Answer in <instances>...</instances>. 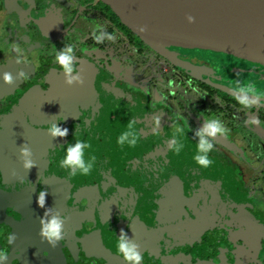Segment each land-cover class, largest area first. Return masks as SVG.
I'll list each match as a JSON object with an SVG mask.
<instances>
[{"label":"flooded vegetation","instance_id":"af4514ba","mask_svg":"<svg viewBox=\"0 0 264 264\" xmlns=\"http://www.w3.org/2000/svg\"><path fill=\"white\" fill-rule=\"evenodd\" d=\"M94 28L116 40L97 43ZM65 45L74 47L75 74L98 71L101 78H87L86 92L78 93L82 99L64 100L46 113L47 100H63V73L54 58ZM168 50L187 67L145 45L100 0H0V252L7 255L0 264H124L116 251L121 231L139 246L141 264H264V185L255 176L250 180L245 168L264 169V97L244 109L232 88L242 87L235 81L264 78V67L207 50ZM5 72H11L12 85L4 82ZM175 80L179 89L188 85L204 93L197 108L175 111L161 99L158 85L165 83L172 95ZM30 90L36 102L17 110ZM205 97L240 108L259 123L249 127L255 146L237 127L223 136L226 145L206 137L214 145L208 153L213 163L202 168L193 159L195 132L206 118L223 114L220 103L206 108ZM143 100L150 112L141 113ZM157 115L164 121L159 127ZM57 119L68 134L52 139L47 131ZM132 120L137 145H118ZM178 126L184 147L175 154L170 141ZM232 134L243 148L231 142ZM79 137L96 160L90 175L72 177L60 162ZM22 145L36 165L27 172ZM220 148L234 153L233 159ZM89 157L84 154L86 162ZM41 191L43 207L37 204ZM53 216L63 218L55 248L38 235L41 219L47 223Z\"/></svg>","mask_w":264,"mask_h":264},{"label":"water","instance_id":"95a60500","mask_svg":"<svg viewBox=\"0 0 264 264\" xmlns=\"http://www.w3.org/2000/svg\"><path fill=\"white\" fill-rule=\"evenodd\" d=\"M100 1L132 34L176 66L187 67L172 58L168 48L223 53L264 67V0ZM78 74L83 83L73 82L70 86L65 84L64 74L61 75L63 100L57 99L56 95L53 96L56 100H47L46 113L60 109L64 100L82 99L78 93L86 92L87 78L91 77V82L101 78L98 71L88 73L81 70ZM34 94L37 93L27 92L17 110L28 109L35 101ZM94 97L93 94L86 99L89 101ZM209 138L226 145L223 136ZM79 140L85 141L80 137ZM84 154L91 156L88 152Z\"/></svg>","mask_w":264,"mask_h":264},{"label":"clouds","instance_id":"9594fccd","mask_svg":"<svg viewBox=\"0 0 264 264\" xmlns=\"http://www.w3.org/2000/svg\"><path fill=\"white\" fill-rule=\"evenodd\" d=\"M99 27L101 26H97V28ZM93 33V39L97 43H103L105 40L109 42H114L116 40V36L114 34H109L105 31L100 34H96V28L93 29ZM74 58V47L72 45H65L59 52L56 53L54 58L55 63L59 65L62 73L64 74L65 84L69 86L72 85L73 82L77 84L83 83L81 76L79 74H75V65L73 64ZM24 75L25 74L18 72L19 78ZM3 79L6 84L12 85L14 83L11 72H5L3 74ZM232 88L233 92L236 93L234 98L244 109L251 108L256 100H260L264 97V92L260 91L254 83L245 82L242 87L232 85ZM154 120L156 126L159 127L161 116H155ZM250 123L258 124V117H253ZM135 124V120L127 123V130L124 131L117 139L118 145L123 146L125 143H127L128 147H135L137 145L139 136L135 130ZM228 131V128L224 126L220 119L208 118L205 119L202 127L196 130L195 136L199 137V140L196 145V155L193 159L199 167L206 168L213 163V161L209 158L208 153L212 151L214 145L209 141V139H206V137L215 138L217 136H226ZM47 132L51 134L52 139L64 138L68 134V129L62 128L59 125V120L57 119L55 123H50ZM183 136L184 129L179 126L176 127L173 139L170 141V149L173 153L179 154L183 149ZM90 147L91 145L88 142L76 139L74 144H70L66 147V155L60 162V167L69 169L72 177H75L78 174L84 176L90 175L96 160L94 155L90 156L87 162L84 159L85 150ZM31 154V150L28 147L23 145L20 147L22 164L26 172L36 167L35 162L30 159ZM72 169H75L76 171H71ZM45 194V191H41L38 194L37 204L39 207L44 206ZM48 211H51V209ZM40 223L41 228L38 235L43 241H46L51 247L55 248L57 246V242L63 238V218L58 219L56 216H53L47 223H45L43 219H41ZM13 237L14 236H11L9 238L10 243L14 240ZM116 251L122 257L124 264H141L143 257L140 254L139 246L134 243H128L124 231H121V236L117 241ZM6 259V253L0 252V260L6 261Z\"/></svg>","mask_w":264,"mask_h":264},{"label":"rangeland","instance_id":"374dc122","mask_svg":"<svg viewBox=\"0 0 264 264\" xmlns=\"http://www.w3.org/2000/svg\"><path fill=\"white\" fill-rule=\"evenodd\" d=\"M252 79L250 80H244V81H235L238 83V86H244L245 82H248V83H254L257 88L264 92V78L258 76V75H255V76H252L251 77ZM167 81L165 80V83ZM165 83H162L161 85H158L157 87V90H158V93L161 95V99L165 98L167 101V105L168 107H170L171 109L175 110V111H178V109H183L186 108L188 110H193L195 108H197V105L199 100H202L204 98V93H196L198 92L193 86H188L186 85L185 88L183 89L182 87L179 89V84L177 83V80L173 81V83L171 84V88H170V91L173 93L172 95H169L167 92H168V89H166V85ZM125 98H127L125 96ZM205 106L206 108H208L211 103L213 104H217V103H220L221 104V113H223L222 115H219L220 116V120L221 122L224 124V126L226 128H228V130L232 127H237L239 129H241L244 134L246 135L247 137V142L250 143L251 145H257L256 141H255V138H253L251 135H250V121H251V118L249 117V114L248 113H245L242 109L240 108H236V107H232V106H225V103L224 102H220L219 100H217L216 102L211 99L210 97H205ZM128 104V108L129 110L132 112V113H138L139 110L137 109H132V105L130 103H127ZM179 105H182L183 107H180ZM126 107V106H125ZM212 107H215L214 105ZM141 113H146V112H150L151 109L148 107L147 103L145 102V100H143V104L141 106ZM98 114H106L107 113H98ZM97 116V114L95 115ZM164 121H160V124H162ZM155 123V122H154ZM156 125V124H155ZM164 125V124H163ZM175 125V124H174ZM97 126L101 127V129L104 128V125L102 124H97ZM167 126V125H166ZM177 126V125H175ZM261 135V134H260ZM230 140L232 143H234L237 147H240V148H243L244 147V142L237 136H234V134L230 135L229 136ZM264 152V150H262ZM261 151V153H262ZM220 152L222 154H224L225 156H229L228 158H232L233 159V154L231 151L229 150H224L223 148H220ZM259 152V155L263 156L260 151ZM257 156V155H256ZM236 156L234 157V160H236ZM252 158V157H251ZM246 166V163H243L240 165L239 168L241 167H245ZM246 170L250 173L249 176H250V180H252V177H256V179H261L260 182H262V185H264V169H261V168H255L253 165H248L247 167H245ZM259 171H262L261 175H258V172ZM244 182L245 181H248L247 178H245L243 180ZM250 183L249 181L246 183L248 184ZM258 188V187H256ZM253 194L254 195H258L259 193L257 192V190H253Z\"/></svg>","mask_w":264,"mask_h":264},{"label":"bare ground","instance_id":"6f19581e","mask_svg":"<svg viewBox=\"0 0 264 264\" xmlns=\"http://www.w3.org/2000/svg\"><path fill=\"white\" fill-rule=\"evenodd\" d=\"M255 65H257V64H255Z\"/></svg>","mask_w":264,"mask_h":264}]
</instances>
